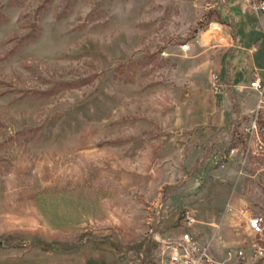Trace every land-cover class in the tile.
<instances>
[{"label":"rangeland","instance_id":"obj_1","mask_svg":"<svg viewBox=\"0 0 264 264\" xmlns=\"http://www.w3.org/2000/svg\"><path fill=\"white\" fill-rule=\"evenodd\" d=\"M179 1L0 0V264H156L193 205L264 216V31L230 13L259 0Z\"/></svg>","mask_w":264,"mask_h":264},{"label":"crops","instance_id":"obj_2","mask_svg":"<svg viewBox=\"0 0 264 264\" xmlns=\"http://www.w3.org/2000/svg\"><path fill=\"white\" fill-rule=\"evenodd\" d=\"M182 2H189L192 5L194 16L191 19H187V14L182 11ZM197 3L198 0H180L178 3L180 4L182 18L187 25L189 24L188 27H192L201 15L197 10ZM230 13L234 31H239L238 28L240 25H243L246 31H264V26L258 24L254 19V15L250 12L242 13L238 17L234 12V9H231ZM179 53L182 57L179 60L180 65H186L189 69L186 73L187 77L191 80L195 79L200 82L201 80H199V78H202L201 84H206L209 78V66L206 59L207 57L209 58V55H207L205 51L194 52L192 54L183 53L181 51H179ZM253 64L255 67L258 66L255 63ZM229 68L230 77L233 81V63L231 60ZM191 207L192 209H190L196 219V222L191 229L192 233L202 235L206 238L214 235L212 239L211 253L217 258L224 257L225 250L228 247L241 249L247 243L258 238L248 226V215L246 212L243 213L242 217L236 216L231 209L233 206L230 208V205L225 206L218 204L217 202L203 203L200 206L193 205ZM260 238L264 241V234Z\"/></svg>","mask_w":264,"mask_h":264},{"label":"built area","instance_id":"obj_3","mask_svg":"<svg viewBox=\"0 0 264 264\" xmlns=\"http://www.w3.org/2000/svg\"><path fill=\"white\" fill-rule=\"evenodd\" d=\"M252 6L254 11L264 13V0H259L253 3ZM179 50L186 53L189 50L188 43L179 45ZM161 55L167 56L168 54L163 50ZM250 86L262 94L264 80L257 76ZM256 126V122L252 121L249 126L245 127V131L251 133V135L254 134L258 139ZM195 222L194 215L190 211L185 210L180 227L183 232L176 239L165 243L163 251L158 254L156 264H264V241L260 238L264 230L263 215L247 216L248 226L258 238L247 243L241 249L228 247L222 258H217L211 253L214 235L206 238L192 233L191 229Z\"/></svg>","mask_w":264,"mask_h":264}]
</instances>
